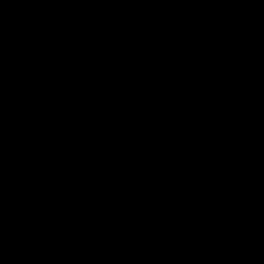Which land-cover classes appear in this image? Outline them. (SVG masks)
<instances>
[{
    "label": "water",
    "instance_id": "obj_1",
    "mask_svg": "<svg viewBox=\"0 0 264 264\" xmlns=\"http://www.w3.org/2000/svg\"><path fill=\"white\" fill-rule=\"evenodd\" d=\"M0 264H264V0H0Z\"/></svg>",
    "mask_w": 264,
    "mask_h": 264
}]
</instances>
